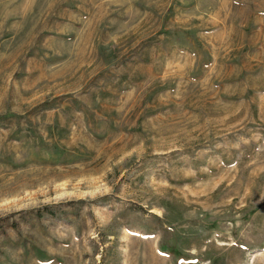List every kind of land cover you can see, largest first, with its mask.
Returning <instances> with one entry per match:
<instances>
[{
  "label": "rangeland",
  "instance_id": "1",
  "mask_svg": "<svg viewBox=\"0 0 264 264\" xmlns=\"http://www.w3.org/2000/svg\"><path fill=\"white\" fill-rule=\"evenodd\" d=\"M0 264H264V0H0Z\"/></svg>",
  "mask_w": 264,
  "mask_h": 264
},
{
  "label": "trees",
  "instance_id": "2",
  "mask_svg": "<svg viewBox=\"0 0 264 264\" xmlns=\"http://www.w3.org/2000/svg\"><path fill=\"white\" fill-rule=\"evenodd\" d=\"M10 218L9 217H0V236H5L8 233V228L11 226L14 229H18L20 224L18 222H12L8 224Z\"/></svg>",
  "mask_w": 264,
  "mask_h": 264
}]
</instances>
